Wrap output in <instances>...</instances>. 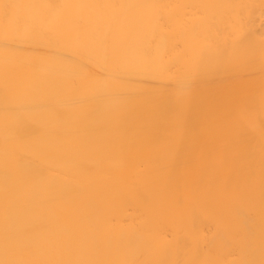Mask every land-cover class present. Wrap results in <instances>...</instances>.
<instances>
[{"label":"bare ground","instance_id":"6f19581e","mask_svg":"<svg viewBox=\"0 0 264 264\" xmlns=\"http://www.w3.org/2000/svg\"><path fill=\"white\" fill-rule=\"evenodd\" d=\"M0 264H264V0H0Z\"/></svg>","mask_w":264,"mask_h":264}]
</instances>
